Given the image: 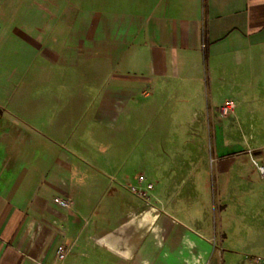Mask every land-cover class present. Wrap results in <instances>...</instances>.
Wrapping results in <instances>:
<instances>
[{
  "label": "crops",
  "instance_id": "obj_1",
  "mask_svg": "<svg viewBox=\"0 0 264 264\" xmlns=\"http://www.w3.org/2000/svg\"><path fill=\"white\" fill-rule=\"evenodd\" d=\"M97 2L89 25L72 23L69 0H0V264H226L225 256L228 264H247V253L240 258L238 246L226 243L223 213L217 226L210 203L198 202L205 166L191 148L176 146L205 142L202 134L182 129L170 152L159 115L164 103L204 87L211 96L230 93L234 112L220 134L212 115L197 127L219 136L218 188L245 190L242 143L264 162L263 146L253 147L261 138L244 129L264 127V0ZM119 63L130 73L104 70ZM106 73L116 81L104 86ZM141 90L140 110L154 112L153 136L149 161L142 159L134 178L127 134L134 132V104L119 96ZM248 95L255 105L246 111ZM177 159L167 174L177 180L168 185L167 161ZM223 201L221 212L233 206L250 224L264 218L246 196ZM242 231L237 238L249 239Z\"/></svg>",
  "mask_w": 264,
  "mask_h": 264
},
{
  "label": "rangeland",
  "instance_id": "obj_2",
  "mask_svg": "<svg viewBox=\"0 0 264 264\" xmlns=\"http://www.w3.org/2000/svg\"><path fill=\"white\" fill-rule=\"evenodd\" d=\"M57 1V0H56ZM110 1V0H106ZM69 4H66L67 8V14H70V18L72 20V23H75V21H78L80 19L88 21L89 25L91 23H94L96 16L95 11L97 7V0H69ZM107 3H105L106 5ZM109 5V3H108ZM109 7V6H108ZM78 9L83 10L85 12L84 14H78ZM115 65V64H113ZM111 68V69H110ZM104 70H108L109 72H120L124 75L130 73L129 69L126 70V68L123 69L122 63L116 64V67L109 66L108 69L104 68ZM115 73V72H113ZM114 81L112 80L111 73H106L103 78V85L107 86ZM120 83H130L132 82L130 79L127 78H120ZM122 90H126L125 87L121 88ZM146 89V88H144ZM143 90L134 93V95H126V94H120L119 99L123 100L124 103H127L128 107H132L134 104V114L130 113L128 117V121L134 120L135 127L133 128L134 132H131L129 129V132L127 133L129 137H133V145H134V151L129 149L128 151L131 154V157H128L129 162V168L131 170L130 174L137 178V175L139 171V164L142 162V159H145L144 161H149L150 151L146 149V140L149 138V136H153V133L151 130H149V126L152 123V116L154 112H148L141 111L140 106L143 104H146V97L143 95ZM144 94L146 95V91H144ZM233 98V96L230 93H227L223 90H221L218 93H215L211 96L209 91L204 87L200 90V94L197 96L195 93H187L179 95L178 98H176L175 102L169 101L164 103V108L160 112L159 117L161 118L160 122H162L161 127V136L163 138V145L167 148L170 152H175L173 140L176 138H179V134L183 133L182 129H190L192 133H201L202 139L205 142H184V143H177L176 146L178 149H184L191 148L193 152L195 153L196 157L198 156V162L200 167L205 166V171H201L199 173V184L200 186L206 185L204 189L200 192V196L198 198L199 204L202 202H207V204L210 203V210H209V216L212 220L211 222H215L218 225L219 223V214H222L225 218L223 221L226 227V232L231 231L230 238L226 240L227 244H233L235 246H238L237 249L240 251L238 257H244V253L246 252L247 255L245 257L246 263L250 264L251 261L254 262V264H264V218L261 219L262 222L257 224H250L249 218L247 216H240L237 208L231 206L228 211L221 212V206L224 203L223 198L230 201V204L237 199H243V197L249 198L251 201H256V207L258 206L260 211L264 212V198H262L259 194L260 186H264V177H262L257 169V166L253 163L252 159H254L259 165L264 167V162H259V160L256 158V155L254 153V150L251 149L249 146L246 147V143H242V151L237 156L238 161L241 164V167L243 171L246 173L247 178L250 177V183L248 184H242L244 185L243 189L245 190H239L236 192L237 195H235V192L232 191H223L222 187L220 186L218 188V182H222V178L218 177L217 174V161H222V159L219 156H222L223 154L219 153V149L221 146L219 136L212 135V137H209L208 135V129H211L210 127H197L201 122H205L207 125V119L209 117H214L215 119H220L219 121L215 122L217 125V133L220 134L221 126L223 127L225 125V122H227L231 117L229 116H222L219 113V107L223 104V102L226 100V98ZM208 103L209 108L208 109ZM243 105L247 108L253 107L255 105V101L253 96H245V98L242 100ZM212 106V107H211ZM245 114V112H244ZM247 114V113H246ZM233 116V115H231ZM247 119V118H245ZM213 122V121H212ZM213 124V123H212ZM239 127H235L234 129L238 132ZM244 129H249L253 134H256L259 138H261L262 141L260 143H254L253 147L258 146L261 144L264 148V127H260L257 124L253 127L250 126H244ZM234 130V131H235ZM235 131V132H236ZM123 134L118 135V138H122ZM145 136V137H144ZM142 138H144L142 140ZM158 145V144H156ZM181 147V148H180ZM126 151V150H124ZM218 152V153H217ZM264 153V149H263ZM228 155L225 157V161L229 160L230 158ZM132 158V159H131ZM147 159V160H146ZM196 160V159H195ZM232 160V159H231ZM151 161V160H150ZM169 161V162H168ZM168 165L166 166L165 175L168 180V185L173 184L176 178H173V175H167L171 169L173 170L174 167L179 166L180 160L170 161L168 160ZM187 165V162H183V167L185 168ZM115 167V166H111ZM169 171V172H168ZM142 177V175H140ZM139 177V178H140ZM186 177V176H185ZM171 178V179H170ZM219 178V180H218ZM239 184V181H235V183ZM237 184V185H238ZM233 185V183H232ZM234 185V186H237ZM204 187V186H203ZM135 188V187H134ZM247 189V190H246ZM136 190V188H135ZM186 193V192H184ZM183 193V194H184ZM220 194H223L224 196H221ZM235 195L234 197L232 195ZM212 201L215 205L212 204ZM251 207V206H246ZM223 209V208H222ZM199 210H201V207H199ZM248 210V209H247ZM250 211H255L257 208H249ZM264 215V213L262 214ZM249 216V215H248ZM233 229L230 227L232 224ZM239 223V224H237ZM242 225H246L244 230V233H248L249 239L247 240H240L237 238L239 234L241 233V227ZM259 227L258 229H255ZM229 226V227H228ZM249 227V229H248ZM253 227V228H252ZM247 228V229H246ZM256 231L255 234L259 237L257 240H254L253 238H250L251 229ZM232 229V230H231ZM249 230V231H248ZM219 232V231H218ZM243 232V231H242ZM234 237V238H233ZM257 242V243H256ZM224 260L227 262L226 256L224 257ZM249 262V263H248Z\"/></svg>",
  "mask_w": 264,
  "mask_h": 264
},
{
  "label": "built area",
  "instance_id": "obj_3",
  "mask_svg": "<svg viewBox=\"0 0 264 264\" xmlns=\"http://www.w3.org/2000/svg\"><path fill=\"white\" fill-rule=\"evenodd\" d=\"M219 110H220V113H221L223 116H228V115H230V114H232V113L234 112V107H233V104H232L231 101L226 100V101H224L223 104L220 106ZM252 161H253V163L257 166V169H258L260 175H261L262 177H264V167L261 166V165H259L254 159H252ZM139 179L142 180L143 177H140ZM147 187H148V189H150V188H152V185L149 184ZM133 189L135 190V188H133ZM136 191H137V193H138L140 196H142V197L146 196V191H144V190H137V189H136ZM54 201H55L56 203H58L59 205L63 206V207H68V206H69V203H68L67 201H65V200H62L61 198L55 197V198H54ZM62 251H63V248L60 247V248H59L60 255H62ZM204 264H212V263L208 260V261H206Z\"/></svg>",
  "mask_w": 264,
  "mask_h": 264
}]
</instances>
